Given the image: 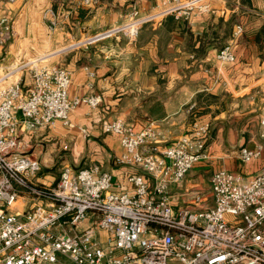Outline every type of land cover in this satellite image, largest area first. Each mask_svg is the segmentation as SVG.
<instances>
[{"label": "built area", "instance_id": "obj_1", "mask_svg": "<svg viewBox=\"0 0 264 264\" xmlns=\"http://www.w3.org/2000/svg\"><path fill=\"white\" fill-rule=\"evenodd\" d=\"M210 1L163 0L148 14L133 4L123 22L75 40L62 51L120 35L135 39L147 23L161 25L170 15L210 12ZM49 16L54 29L59 17L53 8L46 10ZM242 32L237 25L234 36ZM14 37L13 17L0 16V45ZM48 57L26 60L5 74L7 79L28 71V92L22 75L0 89V264H264V165L249 175L217 170L208 191L186 190L184 203L171 193V186L180 185L195 163L207 158L210 121L195 122L191 131L162 146L158 120H148L138 130L122 118L103 120V131L118 135L123 147L116 164L138 170L127 177L130 191H113V176L98 165L64 164L55 184L39 183L43 166L39 158L20 151L26 145L19 136L20 122L36 129L62 121L88 134L70 116L83 104L98 108L103 101L101 94L71 97L72 72L43 64ZM216 57L220 62L236 60L230 46ZM258 137L254 147L239 149L242 163L263 156L264 116ZM23 192L45 203L16 211Z\"/></svg>", "mask_w": 264, "mask_h": 264}, {"label": "crops", "instance_id": "obj_2", "mask_svg": "<svg viewBox=\"0 0 264 264\" xmlns=\"http://www.w3.org/2000/svg\"><path fill=\"white\" fill-rule=\"evenodd\" d=\"M132 4L146 11L155 5L154 0H99L90 6L82 0H0V16H12L15 29L9 44L0 45V89L13 82V77L4 76L18 61L46 53L48 64L72 72L71 97H103L98 108L83 104L70 116L88 134L62 121L36 129L20 122L19 136L26 144L20 151L39 158L43 166L37 181L55 184L64 164L98 165L113 176V191L132 190L127 177L137 169L116 164L123 152L120 137L104 132L102 121L122 118L138 130L148 120H158L165 146L192 129L188 105L202 91L227 96L231 102L206 120L211 123L207 158L196 162L180 185L171 186L175 199L184 203L186 190L209 188L217 170H258L264 165V153L244 164L239 149L254 147L259 118L264 116V0H211L210 12L170 15L173 18L166 17L161 25L144 26L135 39L120 35L88 48L62 51L72 40L125 20ZM49 8L62 22L56 29L47 25ZM237 25L243 32L234 36ZM226 46L235 62L217 59ZM21 77L28 92L31 76L27 72ZM19 202L15 207L19 212L45 203L26 192Z\"/></svg>", "mask_w": 264, "mask_h": 264}, {"label": "rangeland", "instance_id": "obj_3", "mask_svg": "<svg viewBox=\"0 0 264 264\" xmlns=\"http://www.w3.org/2000/svg\"><path fill=\"white\" fill-rule=\"evenodd\" d=\"M163 0H154V6H153V8L151 9V10H149V11H146V10H143L141 7H139L137 4H136V6L138 7V8H140L142 11H143V13H145V14H148V12H152L153 10H154V7L157 5V4H160L161 2H162ZM133 5V4H132ZM132 7V6H131ZM55 11V10H54ZM56 12V11H55ZM129 13V12H128ZM128 13L127 14H125L126 15V17H125V15H124V19H126L127 18V16H128ZM56 14H57V12H56ZM58 15V14H57ZM46 18V17H45ZM46 21H47V25H48V27H49V29H51L50 28V23H49V19L48 18H46ZM124 20H121V21H119V22H117V23H121V22H123ZM60 23H62V22H60ZM116 23V24H117ZM147 25H150V26H153L154 24H150V23H147V24H145V25H143L142 26V28L144 27V26H147ZM59 26V25H58ZM57 26V27H58ZM56 27V28H57ZM56 28H54V29H56ZM141 28V29H142ZM141 31V30H140ZM75 40H72V41H70V42H68V44H70V43H72V42H74ZM44 54H46V53H41V54H38L37 56H34L33 58H36V57H39V56H42V55H44ZM33 58H27V59H23V60H20V61H18L15 65H17V64H21V63H23L24 61H26V60H29V59H33ZM48 58H46L44 61H43V64H48V60H47ZM15 65L14 66H12V68H14L15 67ZM48 65H50V64H48ZM54 65H56V64H54ZM28 71H24V72H19V73H17L16 75H14V76H12L13 77V81H15V80H18L19 78H20V76L23 74V76H24V74H26ZM9 78H11V77H9ZM204 94L203 96H201L200 98H199V94ZM230 102H231V100H230V98H228L227 96L226 97H224L223 95H217V94H213V93H211V92H209V91H202V92H200V93H198V94H196L195 95V97L193 98V100L189 103V109H190V115L195 111L196 113H198V115L195 113V117H194V120L192 121L193 122V124L195 123V122H197V121H201L202 122V120L203 121H206V120H209V119H211L209 116H211V115H215V114H217L220 110H222V109H224L225 108V106H227V105H229L230 104ZM213 106V107H212ZM216 106H219V109H216ZM215 109V110H213V109ZM205 109L207 110L205 113H200V112H203V111H205ZM212 111H214V112H212ZM212 112V113H211ZM193 126V125H192ZM191 131V130H190ZM187 132H189V131H187ZM186 132V133H187ZM256 171V170H255ZM254 171V172H255ZM253 172L251 171V170H248L247 172L245 171L244 172V174H246V175H249V174H252ZM205 184V183H204ZM201 188H203V189H205V190H207L208 191V186L207 185H205V187H202L201 186ZM20 205V202H17L16 203V206L17 205Z\"/></svg>", "mask_w": 264, "mask_h": 264}, {"label": "trees", "instance_id": "obj_4", "mask_svg": "<svg viewBox=\"0 0 264 264\" xmlns=\"http://www.w3.org/2000/svg\"><path fill=\"white\" fill-rule=\"evenodd\" d=\"M169 17V19H171V18H173V17H170V16H168ZM204 94H199V98L201 97V96H203ZM207 110L205 109V111H203V112H200V113H205ZM195 111L190 115V118H191V120L193 121L194 120V117H195ZM197 115H198V113H196Z\"/></svg>", "mask_w": 264, "mask_h": 264}]
</instances>
